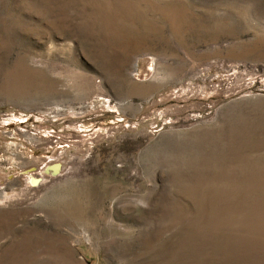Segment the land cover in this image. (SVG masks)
<instances>
[{"label":"rangeland","instance_id":"1","mask_svg":"<svg viewBox=\"0 0 264 264\" xmlns=\"http://www.w3.org/2000/svg\"><path fill=\"white\" fill-rule=\"evenodd\" d=\"M0 264H264V0H0Z\"/></svg>","mask_w":264,"mask_h":264}]
</instances>
